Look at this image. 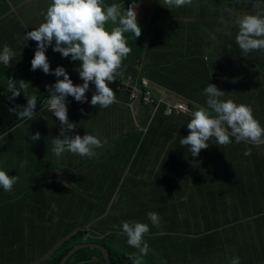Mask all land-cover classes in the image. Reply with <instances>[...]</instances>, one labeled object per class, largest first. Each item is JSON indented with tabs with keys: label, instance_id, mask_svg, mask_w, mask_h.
<instances>
[{
	"label": "clouds",
	"instance_id": "clouds-1",
	"mask_svg": "<svg viewBox=\"0 0 264 264\" xmlns=\"http://www.w3.org/2000/svg\"><path fill=\"white\" fill-rule=\"evenodd\" d=\"M122 1V5L128 2V0ZM198 1L201 0H160L162 8L168 12L170 8L189 6ZM209 1L214 5L231 4L230 0ZM47 3L50 5L46 13H42L45 22L25 35L26 41H35L37 44L31 62L14 64L11 61L14 56L13 50L8 46H4L0 50V64L6 67V72L18 70L21 75L18 81L8 79V86L0 85V89H3V86L7 90V94L11 96L10 98L19 95L32 96L27 99L26 106H21V111L17 113L19 119L34 120L36 116L48 112H52L57 118L60 123V132L58 137L51 140V143L48 142L49 154H54L57 159L65 153L92 159L98 157L97 149L102 148L107 143L106 139L102 141L97 136L90 134H85L83 137L68 134L77 125L68 120L67 109L71 101H66V98L71 96L77 102H87L85 94L89 90L90 82L93 84L91 85L92 89L95 90L90 101L92 106L99 105L101 108H108L116 102L114 93H119L125 98L122 101L123 105L132 106L139 102L148 113V125L140 131L159 130V132L169 134L178 141L181 145V154L178 155L181 156L182 169L187 164V160H185L186 147L192 157H197L201 150L209 147L208 141L212 138L217 144L227 147L226 152L228 149L229 152H232L241 142L251 145L264 144V120L261 125L256 120L264 119V88H257L248 74L243 72L240 77L229 76L227 82L222 83V69L219 66L223 68L228 63L210 62L207 61L209 59L207 56L200 58L202 61H196L193 58L196 62L205 63V70L200 69L195 63L194 69L185 74V78L191 80V83L201 86L199 97L201 102L197 103L196 100L187 97V94L184 95L185 93L168 87L163 80L164 74H155L144 65L146 50L136 59L132 72H128L127 67H122L123 61L132 51L133 44H136L133 40L128 39L127 33L133 34L134 39L140 37L141 42L145 38L144 32H141L137 22V5L130 4L128 9L122 13L119 5L108 6L105 5L104 0H48ZM253 9L255 14L244 15L235 22L237 28L235 42L238 45L236 50L240 55L243 53L245 56H249V53L253 51L264 53V3H261V0H256ZM154 20H156L155 11L151 17L149 28L146 30L150 31L148 41L150 37L154 36L153 32L157 30L158 24L154 25ZM53 42L52 50L54 52L60 53L64 58L70 56L72 61L81 62L77 71L83 81L82 84L74 85L63 67H57L53 72H50V64L45 53ZM142 43L148 45V43ZM179 51L181 54L183 53V51ZM239 61L243 64L246 62L243 59ZM214 66L219 70L218 74L212 72ZM37 69L42 70L46 75L51 74L57 78L63 77V79H57L55 84L48 86L43 80L40 81V77L33 74V71ZM154 75L162 79L163 82L155 81ZM242 77L248 79L244 84L241 82ZM194 80L203 83L192 82ZM112 83H117V86L113 87ZM45 88H47L48 94L42 92ZM220 88L222 91L219 90ZM254 90L257 91L254 101L260 106L258 110H255L249 103V93ZM225 95L230 96L231 99H220ZM234 95L241 98L239 105L237 104L238 100L233 99ZM36 98L40 101H36ZM178 103L185 104L189 111H178L175 106ZM17 104L19 105V103ZM9 110H14V107ZM161 113L170 119L169 123L174 126L173 129L175 130L173 134L159 127L158 120L161 118ZM182 116L186 117V121L178 130ZM186 127L189 134L184 131ZM232 137L235 138L236 145L232 143ZM0 139H2L1 136ZM39 139V132L31 136L33 142ZM244 155L250 156L251 149L246 150ZM233 156L236 159L242 158V151L236 152ZM26 164L27 161L22 162L21 167L23 168ZM198 165H200L199 162H195L190 170ZM18 181L19 176L10 177L5 171L0 170V187L5 192H10ZM8 203L6 202V204ZM194 207L196 213L203 215V224L211 225V237L215 239L219 235L221 237L223 229L228 226L225 215H229V213L223 214L218 210H213L210 205L199 203ZM209 208L213 212L212 216ZM148 219L153 226L160 227L158 213L149 212ZM216 219H219L223 225H217ZM250 220L255 225L256 215L251 216ZM120 229L117 238L122 235L126 236V247L129 245L138 250V254L132 250L133 254H130L127 259L131 264H142V258L147 256L150 251L149 245L144 240L145 234L149 232V226L144 223L129 221L122 222ZM98 244L104 246L107 253L114 250L112 249L114 244L109 240L106 233L104 242ZM243 246L246 252L242 254V257H234L232 261L225 259V264H240L239 258L246 259L243 260L245 264L251 263L255 255L260 252L261 240L254 236H245ZM69 261L70 259L68 263ZM103 262L106 264L105 260Z\"/></svg>",
	"mask_w": 264,
	"mask_h": 264
},
{
	"label": "crops",
	"instance_id": "crops-1",
	"mask_svg": "<svg viewBox=\"0 0 264 264\" xmlns=\"http://www.w3.org/2000/svg\"><path fill=\"white\" fill-rule=\"evenodd\" d=\"M32 1L33 0H0V50H2L4 46L11 48L14 52L11 61L14 64L31 62L33 59L37 44L35 41H26L25 35L45 22L42 13H46L50 5V3H47L48 0H41L40 10L35 15H27L22 11L21 6L32 3ZM122 2V0H104L105 5L108 6L112 4L120 6ZM154 3H156L154 11L157 14L169 13L170 24H172V21L176 24L173 30L176 31L178 27H180L184 32L182 38L185 41L187 40L188 45L190 44L188 38L196 39V36L191 32L192 29L198 33L197 37L199 39H196L193 45L195 50L197 47L203 49L205 53L204 56L209 57L207 61L221 64L228 63V65L223 68L219 66V68L222 69L221 76L240 77L243 72L240 73L239 65L242 62L229 58L237 57L239 54L236 50V46L238 45L235 42L237 28L235 27L236 19L233 17L235 11L233 4L214 5L211 4L209 0H201L198 1L189 12L176 10L174 8H170L168 12L162 8L160 0H155ZM155 19L154 22L160 20L156 18V15ZM190 25L194 26L191 27ZM156 27L158 28L159 26ZM127 34L128 39L134 42L140 40V37L134 39L133 34ZM154 37H156V34L150 37L149 41ZM145 45L146 44H144V46ZM53 46L54 42L47 48L45 53L50 64V72H53L57 67H63L74 85L82 84L83 81L79 77L77 71L81 62L72 61L70 56L67 58L62 57L60 53L52 50ZM184 46L186 48V44ZM179 50L184 51L185 49L180 48L179 44H177L175 51L179 52ZM196 52L197 50L195 52H190V54L196 61H202V59L194 56ZM176 58L178 59V57ZM196 61L193 60L191 62L193 69ZM247 62L246 60L244 63ZM260 63L264 66V61ZM244 66L248 67L247 64H244ZM257 70V67L254 69L251 68L252 72L257 73ZM33 74L43 78V81L47 85L52 81L53 84H55L57 79H63V77L57 78L51 74L46 75L40 69L33 71ZM174 74L176 77H178V75L181 76L176 69L174 70ZM205 84L208 85V83ZM91 85L93 84L90 82L89 90L85 94L87 102H77L71 96L66 98V101H71L67 109L68 118L77 125V127L68 134L80 135L81 137L85 134H90L97 136L102 141L105 139L107 140V143L102 148L97 149L98 157L92 159L99 160L102 163L108 157L110 159L109 162L105 165H97L101 169L100 172L97 171L95 166L86 167L82 171L84 178L88 176L94 179L95 184L101 182L108 190L118 189L119 185L122 184L126 186L127 191L136 190L138 194H144L148 201L153 204V207L142 205L144 214L139 218L144 224L149 226V232L145 234L144 240L149 245L150 251L147 256L142 258V264H225L224 260L226 257L222 253H220L221 258L219 261L216 263L214 262V253L218 251L217 247L219 241L211 237V225H208V223L207 225L203 224V215L196 213L194 207L196 203L189 204L187 197L193 189V184H187L186 191L180 196L179 201L176 203L170 200H164L162 196L158 198L152 197L153 193L158 191V185L151 181L149 176L151 169V162L149 159V157H151L149 155L150 148L144 150L143 145L142 149L139 150L141 144L138 145L136 151L129 150L131 148H123L126 150L120 152V149L117 148V145L122 143L126 135H129L130 140L135 137L141 138L143 142L145 140L149 142L155 140L152 146L157 152H162L168 157V164L173 163L177 168H181V156L178 155L181 154L180 143L174 140L171 135L164 132L161 136L141 132L140 130L148 125L147 110L139 102L132 106L123 105L122 101L125 98L119 93H114L116 102L108 108H101L99 105L92 106L90 101L95 90L92 89ZM6 86H8V84H6ZM256 95V90L250 91L249 103L255 110H258L260 106L254 101ZM233 99L239 101L241 98L234 95ZM47 114L50 113H45L42 116L43 119L41 121L38 120V122H40L43 131H45L43 135L48 137V141H51L59 136L60 123L55 122V117L52 118ZM50 119L51 121L49 122ZM185 121L186 117L182 116L178 124V130ZM135 131L144 134L133 136L132 132ZM0 141H3L5 144L3 149L0 145V158H4V155L9 154L10 151L17 155L25 154V156H27L33 150L35 152L40 150H36L34 145L35 142L31 143L32 146L30 149L28 146L30 143H27L19 133L13 135L12 131L4 138L0 139ZM37 141L42 143L47 142L45 140ZM43 150L48 153L46 149ZM49 155L56 157L54 154ZM74 156L75 154L65 153L59 159H63V161L67 162L69 158ZM10 168L12 170V166H10ZM78 172L79 171L71 170L70 175H77ZM187 173L189 174L190 172ZM66 179L71 186L67 175ZM113 184L117 185L114 186ZM161 184L166 185V181H162ZM173 184H175L174 181ZM71 189L72 192L78 193L82 191L83 188H78L77 185H73ZM174 190H178L179 192L173 193L172 191ZM172 191L168 192V194L177 195L180 193L181 188L177 189V187L173 185ZM71 195L72 193L68 196L54 197L48 200L46 198L40 199L39 201L44 211V214L42 213L41 215L31 213L29 217L23 215L22 217H15L11 220L6 219L14 215L0 217V264H46L51 257V255L48 254L54 253L47 250L54 248L56 244L55 241L59 238L60 234L65 231L66 227L74 225V223L81 220L82 208L78 204V201H74L71 198ZM86 197L88 198V206L90 207L96 205L103 206L106 203L99 197H93L92 195H86ZM117 200L118 207L124 214V207H128V204L126 200ZM48 207L49 211L47 212ZM149 212L158 213L160 217L159 228L151 224L147 216ZM32 219H36L34 227L31 226ZM119 220V225H122V222H126L121 217ZM117 226L118 225L114 224L109 225L106 234H108L109 240L114 244L112 249H117L121 246V253L128 257L130 254H133V252L125 245V243H127L126 236L122 235L117 238V233L121 230L120 228L117 229ZM232 226V224L229 225V229H233ZM250 229L251 228H249V230ZM26 232L30 233L29 237ZM75 233L76 227L66 238L71 239V236ZM80 238H83V240L72 244H65L62 248L71 247L69 248V250H71L73 246L80 243L98 244V242L92 239L87 240L85 234H81ZM76 239L74 240L76 241ZM59 244L60 242H58L55 247H59ZM181 246L184 248L183 255L180 254ZM85 248L89 250L76 256V258H79L81 264L84 260H87L84 261L85 264L102 263L104 260L103 253L96 246ZM131 249L138 254L137 249L132 247ZM60 252H62V250H60Z\"/></svg>",
	"mask_w": 264,
	"mask_h": 264
},
{
	"label": "trees",
	"instance_id": "trees-1",
	"mask_svg": "<svg viewBox=\"0 0 264 264\" xmlns=\"http://www.w3.org/2000/svg\"><path fill=\"white\" fill-rule=\"evenodd\" d=\"M250 0H244L243 5H238L240 9L245 8ZM252 1V0H251ZM261 3H264V0H261ZM255 14V10L251 11ZM156 18L160 19L157 22H154V25L157 23L158 28L153 32L154 36L156 34L157 38L161 39L158 45L148 46L139 40L136 41V44H133V48L129 56L123 61L122 67H127L128 72L133 71V66L135 65L136 59H138L144 50L149 51L152 59L154 61H159L160 63L166 61L168 65H171V62L175 61L176 70L181 76L178 75L176 79L175 74L169 75L165 73V78L163 79L166 85L175 90L181 91L187 97H190L200 103L199 99L201 94V86L191 83V80L185 78V74H188L190 70H193L191 62L193 61V56L190 52H195V47L193 42L196 39L188 38L190 44L179 45L180 48L185 49L183 53L176 52V44L170 45L169 37L175 32L174 21L170 24L169 13H156ZM193 27L194 25H190ZM193 31V29H192ZM191 31V32H192ZM148 33L150 31H145V38L148 39ZM180 55V56H179ZM178 57V59L176 57ZM200 69L205 70L204 62H195ZM216 68V67H215ZM217 69V68H216ZM258 72H252L251 81L257 85V88H264V67L262 63H259ZM218 70V69H217ZM213 73L217 74L215 70H212ZM214 74V76H216ZM43 78H40L42 81ZM192 82L203 83L197 80ZM53 81L48 85H52ZM113 87L117 86V83L111 84ZM3 89H0V136L3 138L5 134L7 135L8 131H12L13 135L18 133L23 136L25 141L31 149L32 140L31 136L36 132L40 133L39 140H45L47 142L42 143L35 141L34 145L36 150L32 151L29 155L25 154L17 155L9 152L5 154L4 158H0V170L5 171L10 177L19 176V181L13 186L12 190L8 193L12 194L9 198H2L0 204V210L4 209L6 202L10 201L11 207L10 210L14 211V216L8 217L6 220H11L16 216V208L20 206H26L31 204L30 200L37 199H49L60 196H68L72 193L71 198L74 201H78V204L82 208L81 220L74 223L69 227L65 228V231L60 234L59 238L55 241L56 244L61 239H66V237L75 230L76 233L71 236V239L74 240L81 234H85L87 240L92 239L95 242H104L105 233L109 225L114 224L118 225L117 229L120 228L121 217L126 222L135 221L143 223L139 218L144 214L142 205L146 207H153V204L148 201L147 197L144 194H138L136 190H128L127 198L121 199L126 200L128 207L125 206L124 214L120 211L118 207V200L120 198H113V191H108V189L103 185V183L98 182L95 184V180L86 176L83 177V170L88 166L102 165L99 160L82 158L78 155H75L72 158H69L67 162L62 159H57L52 157L45 150L48 151V137L43 135L42 126L38 120L43 119V114H40L35 117L34 120H21L19 119L17 113L21 111V106L25 107L27 99L32 96L19 95L15 98H10L11 96L7 94V90L2 86ZM3 91V92H2ZM42 92L47 93V88L43 89ZM194 97V98H193ZM231 99L230 96H227ZM40 99L36 98V101ZM19 103V105L17 104ZM38 106V103H37ZM14 107V110H9ZM48 116L54 118L52 112H48ZM70 123H74L69 119ZM51 119L49 120V122ZM55 122H59L55 117ZM170 119H167L161 113V118L158 120L159 127L174 133V126L169 123ZM264 126V123H263ZM185 133L189 134V130L184 128ZM144 133L162 135L159 130L150 129ZM139 133L138 131L132 132V135L144 134ZM155 140L142 141L141 138H132L130 140L129 135H126L122 140L120 145H117L118 149L131 148L129 150L136 151L138 145L141 144L139 150L142 149L144 145V150L150 148L149 157L151 162L150 169V178L151 181L155 182L158 185V191H155L152 197H161L164 200H170L171 202H178L180 196L186 191L187 184L192 183L193 189L190 191L187 199L189 204H204L210 205L213 210L220 211L226 217L227 228H224L222 232L221 239L218 244V251L222 253L227 259L232 261L234 257H242V254L246 252L243 243H245V236L247 237H256L261 240V249L260 252L255 255L254 260L251 263L247 264H264V144L261 145H251L249 143L241 142L232 152H225L222 155H219L215 150L221 148L222 146L217 144L215 139L212 138L208 141L209 147L200 151L197 157H192L187 147L185 149V157L188 158L191 162L187 160V164L184 166V171L191 169L195 162H199L200 170L196 173V178L198 181H195L194 178L188 173H182L179 177H174V182L166 181L165 184H161L162 181H165V173L162 169L168 166V157L162 152H157L156 149L152 146ZM2 149L5 144L3 141H0ZM124 149V150H126ZM248 149H251V155L245 156L244 152ZM242 151V158H235L233 156L236 152ZM27 161V164L22 168V162ZM12 166V170L10 168ZM9 169H8V168ZM206 170H203V169ZM60 170V171H58ZM71 170L79 171L77 175H70ZM191 171V170H189ZM60 172V173H59ZM85 172V171H84ZM71 183V186L77 185L78 188H83L82 191L75 193L72 192L71 186L69 185L66 175ZM63 178V179H61ZM181 179H187L181 181ZM59 183V184H58ZM62 184V185H60ZM173 185L177 189L181 188V191L177 195L168 194L173 190ZM173 193L179 192L178 190L172 191ZM86 195H92L93 197L102 198L106 202L103 206H88V198ZM15 202V203H14ZM14 203V204H12ZM195 204V205H196ZM41 205V203H40ZM49 211V207L47 212ZM44 214L43 209L40 210L38 215ZM7 215V212H6ZM13 215V214H12ZM256 215V223L253 225V222L250 220L251 216ZM8 216V215H7ZM148 216V214H147ZM38 219V218H36ZM36 219H32L31 226L34 227L36 224ZM29 220V219H28ZM217 225H223V223L216 219ZM233 225V229H229V225ZM19 225V224H17ZM23 225V224H20ZM31 227V228H32ZM36 227V226H35ZM64 227V226H63ZM252 227V228H251ZM251 228V231H249ZM55 244V245H56ZM67 242L60 243L59 246L62 248ZM54 245V246H55ZM132 251L131 247H127ZM89 249H82L78 251L74 256L70 258L68 264H71V261L80 253H85ZM111 250V248H109ZM70 250L67 248L62 249V252L59 251L58 254L53 253L50 257V261L46 264H60L64 256ZM122 248L119 246L117 249H114L113 252H109L111 264H131L124 254L121 253ZM82 253V254H83ZM180 254H184V248L181 246ZM240 264H245L241 258ZM87 261V260H84ZM82 261V264H85ZM104 261V260H103ZM102 261L100 264H105ZM91 264V263H89Z\"/></svg>",
	"mask_w": 264,
	"mask_h": 264
},
{
	"label": "rangeland",
	"instance_id": "rangeland-1",
	"mask_svg": "<svg viewBox=\"0 0 264 264\" xmlns=\"http://www.w3.org/2000/svg\"><path fill=\"white\" fill-rule=\"evenodd\" d=\"M230 1H231V4H233V6L235 7V11L233 13V17H235L236 20H238L239 18H241L244 15L253 14L251 11L253 9V4L256 2V0H252V1L250 0L248 2L247 6L245 8L243 7L242 9H240L238 7V5H243L244 0H230ZM143 2H145V3H143ZM154 2H155V0H128V2H126L125 4H123L122 6H119V7L121 9V12L123 13V11L128 9L130 4L137 5L136 12H137L138 26L141 28V32H145L149 28L150 20H151V17L153 15V12L155 10L154 6L156 5V3H154ZM40 3H41V0H33L32 3H28V4H25V5H22L21 9L27 15H35L40 10ZM161 4L162 3L160 2V5ZM194 5L195 4L191 3V5H189V6L176 8V10H182V11H188L189 12ZM192 34L194 36H196V39H199L197 37L198 33L195 30L192 31ZM183 35H184V32L180 29V27H178V29L168 38L169 42H170V45H174V44L185 45V44H187V40L185 41L182 38ZM160 41H161V39L157 38V36L152 38L150 41H148V39H146V38L142 39V42L148 43V46L158 45ZM196 50H197V52L195 53L194 56L196 58H203V56L205 55L203 49L197 47ZM249 54H250L249 56H245L243 53H241V55L238 54L237 57H229V58L238 59V60H242V59L243 60H247L248 62L244 63V64H247L248 67L244 66V64L241 63L239 65V70H240V73L244 72V73L248 74V76H251V73H252L251 68L254 69L255 67H258L259 63L264 60V53H262L260 51H253V52H250ZM57 57H58V55H57ZM144 65L147 68L151 69L155 74L168 73L170 76L171 75L174 76V70L176 69L175 61L171 62V65H168L166 61H163L161 63L159 61H154L152 59L149 51H147V50L145 52ZM212 70H215L217 74L219 73V70H217L215 68V66L212 67ZM20 76H21L20 75V71L11 70V71H9L7 73L6 72V67L3 64H0V85H6L8 79H14V80L18 81ZM153 78L157 82H160V83L163 82L162 79H160L156 75H154ZM227 79H228V77H223L222 76L221 77L222 83H226ZM247 80H248L247 78H243L242 77L241 82L244 84V83L247 82ZM219 90L222 91L221 88ZM220 99L229 100V98L226 95L221 97ZM237 104L238 105L240 104L239 101L237 102ZM256 120H258L260 125H261L264 119L260 118V119H256ZM231 139H232V143L234 145H236L237 143L235 142V138L232 137ZM226 150H227V147L222 146L221 148H218L215 151L219 155H222V154H224L226 152ZM121 151H125V150L124 149H120V152ZM227 152H229V149H228ZM109 160L110 159L107 157L102 162V165H105L107 162H109ZM176 160H178V159H176ZM185 160H188L189 162H191L186 157H185ZM95 167L97 168L98 172L101 171V169L97 165ZM200 167L201 166L198 165L195 168H193L191 171H189L190 169H188L187 171H184V169L177 168L173 163H170V164H168V166H166L162 170L164 171V173L166 175L165 176V181L172 182L171 179L174 181V179H173L174 177L177 178L182 173H187V172H190L189 174L192 176L191 178H194L195 181H198L197 178H196V173H197L198 170L201 169ZM203 170H206V169L204 168ZM185 180H187V179H181V181H185ZM113 185L115 186L117 184H113ZM113 190H114V192H113V197L114 198H116V197L120 198V199L127 198L128 191H127L126 186H123L121 184V185H119L118 189H113ZM113 190H108V191H105V192H109V191H113ZM10 195H12V194H10L8 192H5L4 189L2 187H0V200L2 198H4V196H5V199L9 198ZM30 202H31V204H29V205H26V206L23 205V206H20L19 208H16V216L27 215V217H29L31 215V213L39 214L40 210L43 208V206L40 205V201H38L37 199H34L32 201L30 200ZM14 203H12V204H14ZM0 204H1V201H0ZM10 207H11V204H10V201H9V203L4 206V209L0 210V217L7 216V215H12V214L14 215L15 213H14L13 210H10ZM209 210H210V208H209ZM6 212H7V215H6ZM210 214H211V216L213 215V212H211V210H210ZM26 233L28 234V237H29L30 233L29 232H26ZM220 239H221L220 235L216 237V241H220ZM81 240H83V238H80V236H78L76 241L75 240H70L69 241L68 238H66V239H61L58 242H60V243L67 242V244H72L74 242L81 241ZM69 248H71V247H68V249ZM62 249L63 248H61L60 246L59 247H55L54 246V248L48 249L47 251L54 252L55 254H58L59 251L62 250ZM48 255H53V254H48ZM220 258H221L220 257V252L216 251L214 253V262L216 263L217 261H219ZM243 260H246V259H243ZM71 263H73V264H75V263L76 264H81L79 262V258H76V257H74V259L71 261Z\"/></svg>",
	"mask_w": 264,
	"mask_h": 264
},
{
	"label": "water",
	"instance_id": "water-1",
	"mask_svg": "<svg viewBox=\"0 0 264 264\" xmlns=\"http://www.w3.org/2000/svg\"><path fill=\"white\" fill-rule=\"evenodd\" d=\"M92 246H96L102 253L104 256V260L106 262V264H111L110 259H109V253H107V249L100 245V244H79L77 246H75L71 251H69L65 258L62 260V262L60 264H67L68 260L72 257V255L74 253H76L79 249L85 248V247H92Z\"/></svg>",
	"mask_w": 264,
	"mask_h": 264
},
{
	"label": "built area",
	"instance_id": "built-area-1",
	"mask_svg": "<svg viewBox=\"0 0 264 264\" xmlns=\"http://www.w3.org/2000/svg\"><path fill=\"white\" fill-rule=\"evenodd\" d=\"M175 106H176L178 111H183V112L189 111L187 106L185 104H183V103H178Z\"/></svg>",
	"mask_w": 264,
	"mask_h": 264
}]
</instances>
